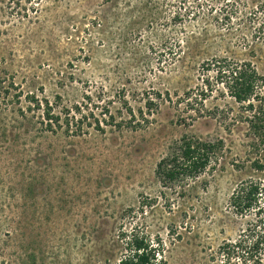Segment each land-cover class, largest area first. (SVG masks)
<instances>
[{
  "label": "rangeland",
  "instance_id": "374dc122",
  "mask_svg": "<svg viewBox=\"0 0 264 264\" xmlns=\"http://www.w3.org/2000/svg\"><path fill=\"white\" fill-rule=\"evenodd\" d=\"M216 57L264 76V0H0V264H119L134 233L157 264H264V195L231 203L264 184L233 165L242 133L184 189L155 174L170 142L219 134L184 123Z\"/></svg>",
  "mask_w": 264,
  "mask_h": 264
},
{
  "label": "trees",
  "instance_id": "16d2710c",
  "mask_svg": "<svg viewBox=\"0 0 264 264\" xmlns=\"http://www.w3.org/2000/svg\"><path fill=\"white\" fill-rule=\"evenodd\" d=\"M203 71L204 83L197 92L190 90L184 95V123L195 120L193 117L198 115L209 117L217 121L219 134L203 137L188 133L170 142L155 170L165 188L184 189L207 171L222 167L223 160L233 153L224 134L233 137L242 133L245 138L244 156L236 153L232 157L236 168L242 169L250 162L254 169L264 170V76L251 62L227 57L206 61ZM219 84L222 86L218 88ZM217 96L225 97L224 101L219 102ZM130 115L135 117L132 112ZM47 117L53 119L49 114ZM47 123L48 129L53 130L51 121ZM263 193V183L244 181L234 190L231 203L242 214L256 205L262 210L260 197ZM261 244L262 240L258 239L251 249L255 250ZM128 245L130 252L121 258L119 264H157L155 250L145 236L134 233Z\"/></svg>",
  "mask_w": 264,
  "mask_h": 264
}]
</instances>
